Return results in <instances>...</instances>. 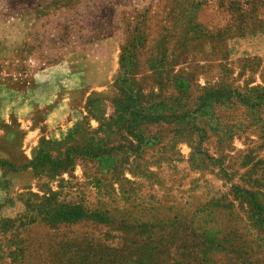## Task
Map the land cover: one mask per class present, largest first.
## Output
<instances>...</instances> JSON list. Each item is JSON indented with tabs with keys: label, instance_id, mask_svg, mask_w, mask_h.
I'll list each match as a JSON object with an SVG mask.
<instances>
[{
	"label": "rangeland",
	"instance_id": "374dc122",
	"mask_svg": "<svg viewBox=\"0 0 264 264\" xmlns=\"http://www.w3.org/2000/svg\"><path fill=\"white\" fill-rule=\"evenodd\" d=\"M24 23L0 97L26 77L108 87L33 151L0 264H264V0H0V40ZM106 39L118 71L108 45L83 76Z\"/></svg>",
	"mask_w": 264,
	"mask_h": 264
},
{
	"label": "crops",
	"instance_id": "0c3cea01",
	"mask_svg": "<svg viewBox=\"0 0 264 264\" xmlns=\"http://www.w3.org/2000/svg\"><path fill=\"white\" fill-rule=\"evenodd\" d=\"M24 26V37L14 48L10 40L3 38L4 36L0 40L2 41L0 42V74L5 72V66L1 63L14 57L19 47L26 43L27 33L32 29L33 24L24 23ZM108 45L111 46L114 54L110 71L114 73L118 71L121 59L120 51L119 49L117 51V44L113 40L106 39L83 48L82 65L79 66L83 76L87 75V65L97 63L96 58L102 56L101 49ZM106 66L105 61L104 65L101 66L102 80H104L102 82L109 81L108 84H112L113 77L112 80L110 79L111 81L106 80L107 77L104 73ZM40 84L37 80L29 81L26 77L19 85L18 90L9 92L8 96L4 92V95L0 97V157L10 159L9 165L17 168L11 169L13 171H4L0 166V220H5L6 218H1L5 215L8 218L19 215H12L10 211H7L8 208L4 210L2 205L13 204L15 197L19 196L20 190L34 191L37 189L38 181L28 165L31 163V156L33 151L37 149L41 138L49 132L68 129L76 123L84 121L89 115V108L91 109L90 101L100 89L108 87L107 84L101 85L102 88L83 85V87L76 86L75 90L72 88L62 90L55 86L52 80L46 84ZM7 88L10 89L11 86L2 77L0 90L6 91ZM74 92L79 94L82 99L79 101L80 106L77 107L71 102V96ZM96 108L103 110V101L99 102ZM14 132H18V134ZM15 149L18 150L19 156L9 157V152Z\"/></svg>",
	"mask_w": 264,
	"mask_h": 264
},
{
	"label": "trees",
	"instance_id": "16d2710c",
	"mask_svg": "<svg viewBox=\"0 0 264 264\" xmlns=\"http://www.w3.org/2000/svg\"><path fill=\"white\" fill-rule=\"evenodd\" d=\"M0 162H2V161H0Z\"/></svg>",
	"mask_w": 264,
	"mask_h": 264
}]
</instances>
